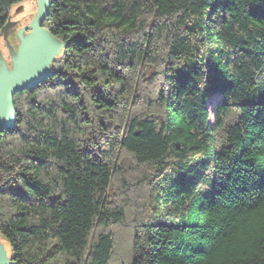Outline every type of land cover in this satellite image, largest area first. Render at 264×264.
<instances>
[{
  "label": "trees",
  "instance_id": "1",
  "mask_svg": "<svg viewBox=\"0 0 264 264\" xmlns=\"http://www.w3.org/2000/svg\"><path fill=\"white\" fill-rule=\"evenodd\" d=\"M44 27L0 138L11 264H109L128 224L129 264H264V0H51Z\"/></svg>",
  "mask_w": 264,
  "mask_h": 264
},
{
  "label": "water",
  "instance_id": "2",
  "mask_svg": "<svg viewBox=\"0 0 264 264\" xmlns=\"http://www.w3.org/2000/svg\"><path fill=\"white\" fill-rule=\"evenodd\" d=\"M50 3L51 0H38L37 15L24 29L29 30V33L25 39L19 67L2 75L7 67L0 61V138L2 131L13 128L16 122L14 96L45 81L51 75L52 64L63 49V43L44 27ZM5 244L0 237V264H11Z\"/></svg>",
  "mask_w": 264,
  "mask_h": 264
},
{
  "label": "rangeland",
  "instance_id": "3",
  "mask_svg": "<svg viewBox=\"0 0 264 264\" xmlns=\"http://www.w3.org/2000/svg\"><path fill=\"white\" fill-rule=\"evenodd\" d=\"M37 12L38 0H22L12 5L9 20L0 34V61L7 67V71L2 72V75L19 67L25 39L29 33V30L24 29L30 25ZM112 230L119 240V250L122 256L114 258L109 264H129L131 260L129 253L134 236L132 225L117 226ZM1 239L5 244L3 238ZM5 245L10 255L9 246Z\"/></svg>",
  "mask_w": 264,
  "mask_h": 264
},
{
  "label": "snow or ice",
  "instance_id": "4",
  "mask_svg": "<svg viewBox=\"0 0 264 264\" xmlns=\"http://www.w3.org/2000/svg\"><path fill=\"white\" fill-rule=\"evenodd\" d=\"M262 236H264V226H262Z\"/></svg>",
  "mask_w": 264,
  "mask_h": 264
},
{
  "label": "bare ground",
  "instance_id": "5",
  "mask_svg": "<svg viewBox=\"0 0 264 264\" xmlns=\"http://www.w3.org/2000/svg\"><path fill=\"white\" fill-rule=\"evenodd\" d=\"M43 37V36H42ZM43 41H44V37H43ZM6 113L8 114V112L6 111Z\"/></svg>",
  "mask_w": 264,
  "mask_h": 264
}]
</instances>
